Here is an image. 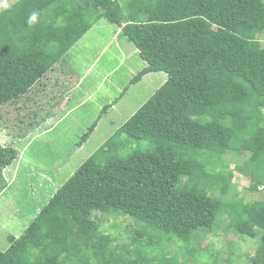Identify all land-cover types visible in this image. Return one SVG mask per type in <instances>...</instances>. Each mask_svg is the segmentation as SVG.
<instances>
[{"label":"trees","instance_id":"1","mask_svg":"<svg viewBox=\"0 0 264 264\" xmlns=\"http://www.w3.org/2000/svg\"><path fill=\"white\" fill-rule=\"evenodd\" d=\"M33 11L39 17L29 27ZM100 19L119 29L146 63L131 84L149 73L166 79L20 236H8L0 264H192L193 235L214 234L220 213L228 217L222 234L233 232L234 244L260 239L244 264H264V0H18L0 13L1 130L28 133L20 132L30 126L20 122L16 106L34 103L50 82L52 88L63 83L44 79L56 75ZM121 135L127 140L113 141ZM142 142L151 148L125 156L118 151ZM237 152L249 158L234 170L260 195L221 202L214 193L228 197L236 187L225 157ZM16 156L15 148L0 145V194L3 170ZM96 211L105 224L92 219ZM118 218L140 226L129 238L132 250L111 235ZM169 244L182 246L184 261L169 255ZM223 244L211 250H221V264H230L233 243Z\"/></svg>","mask_w":264,"mask_h":264},{"label":"rangeland","instance_id":"2","mask_svg":"<svg viewBox=\"0 0 264 264\" xmlns=\"http://www.w3.org/2000/svg\"><path fill=\"white\" fill-rule=\"evenodd\" d=\"M17 1L5 0L8 7ZM8 7L0 6V13ZM119 31L105 19L97 21L61 60V68L55 70L56 75L52 73L47 80L44 79L47 84L56 78L63 83L56 86L57 88H52L54 86L50 82V86L37 95L34 103L20 102L16 106L20 122L30 126L29 129L21 126L20 132L28 133L16 137L0 130V145L17 150V156L11 165H14L12 170L15 177L9 180V184L7 182L0 194V251H6L8 248V236H20L54 192L160 87L156 83V78L150 77V73L143 78H153L152 84L156 88L144 87V83L140 81L131 84V80L146 64L140 59L138 51L135 52L137 49L125 37L119 35ZM262 41L264 42V38ZM73 83H75L74 87ZM87 88L92 89L93 92L88 99L85 97L82 100L83 105L77 108L74 103L80 101L82 92ZM38 98L39 103H37ZM55 109L56 112L52 114L51 111ZM51 116H54V128L41 133L40 130L47 125ZM94 123L96 125L91 133L89 145H84L81 151H77L76 145L80 137ZM123 139L127 140L121 135L114 137L113 141L119 142ZM149 148L151 146L146 142L128 143L118 151L120 155L125 156L135 150L147 151ZM225 158L233 159V161L225 159V162L228 164V169L234 172L232 182L236 187L234 190H228V197L220 195L219 191H216L214 196L221 202H230L236 197H243L249 202L256 200L260 193L250 192L249 179L234 170L249 158V153L237 152L236 155H226ZM9 168L10 166L5 169L9 170ZM47 176L55 177V186L46 185L44 180H41V177ZM260 190L263 192V189ZM92 219L101 224L106 223L105 217L97 211L93 212ZM227 219L224 213L218 215L213 228L216 237L210 233L209 236L204 237L205 230H198L200 232L198 235L193 233L192 247L196 249L193 250L192 255L195 258L192 264L224 262L223 253L224 260L220 257L221 250L215 252L211 250V247L224 249L223 242L233 243L230 264H244L246 255L257 249L260 245L259 237L255 239L243 237V241L238 246L234 244L236 241L233 232L222 234ZM114 223L118 228L110 232L116 238V244L128 246V249L132 250L134 245L129 238L133 231L140 229V226L128 218H118L116 222H112ZM209 242H211L210 249L201 253L199 248ZM168 246L169 255L178 254V261H184L186 253L181 249L180 244ZM227 255L229 256V253Z\"/></svg>","mask_w":264,"mask_h":264},{"label":"crops","instance_id":"3","mask_svg":"<svg viewBox=\"0 0 264 264\" xmlns=\"http://www.w3.org/2000/svg\"><path fill=\"white\" fill-rule=\"evenodd\" d=\"M115 34H116V32H115ZM135 52L137 53V50H135ZM146 64V63H145ZM142 68H144V66L142 67ZM151 74V76L150 77H152V76H154L153 78H156V83L159 85V86H161L163 83H164V81H165V79H166V76H165V74H163V73H158V74H161V75H159V76H157L156 74H154V73H150ZM153 78H143L142 77V79L140 80V82L141 83H144V87H147V88H151V86H153L154 88H156L155 87V85L154 84H152L154 81H153ZM74 84L75 83H73L72 84V86L74 87ZM70 86V85H69ZM152 89V88H151ZM93 91H92V89H89V88H87V89H85L83 92H82V95H81V99H80V101L78 102V103H74V105H76L77 106V108L78 107H80V106H82L83 105V103H84V101H82L85 97H87L86 99H88L89 97H90V94L92 93ZM112 107V106H111ZM56 112V109L55 110H52L51 111V113L52 114H54ZM67 113V112H66ZM48 116V115H47ZM46 116V117H47ZM54 126H55V121H54V116H51V117H49L48 118V122H47V125L44 127V128H42L40 131H41V133L42 132H46V131H49L50 129H53L54 128ZM1 130V129H0ZM43 130V131H42ZM92 133V132H91ZM91 138H92V135L90 134V136L88 137V139L82 144V145H80V146H76V147H78L77 148V151H81L82 149H83V147H84V145L86 146V145H89L88 144V142L91 140ZM96 146V145H95ZM94 146V147H95ZM93 147V148H94ZM99 147V146H98ZM97 147V148H98ZM13 164V163H12ZM11 164V165H12ZM10 165V168H9V170H3V179H4V182L7 184V182H8V184L10 183V179L14 176L15 177V173L13 174V167H14V165L13 166H11ZM8 171H12V172H8ZM15 172V171H14ZM10 177V178H9ZM13 177V178H14ZM5 178H7V179H5ZM6 180V181H5ZM41 180H44V182H45V184L46 185H50V184H53L52 186H55V177L54 176H47V177H41ZM45 186V185H44ZM56 192V191H55ZM54 192V193H55ZM53 196V195H52ZM51 196V197H52Z\"/></svg>","mask_w":264,"mask_h":264},{"label":"clouds","instance_id":"4","mask_svg":"<svg viewBox=\"0 0 264 264\" xmlns=\"http://www.w3.org/2000/svg\"><path fill=\"white\" fill-rule=\"evenodd\" d=\"M0 6L2 7H8L7 3L5 2V0H0ZM38 17H39V12L38 11H33L32 13L29 14V16L26 19V24L31 27L34 24L37 23L38 21Z\"/></svg>","mask_w":264,"mask_h":264}]
</instances>
